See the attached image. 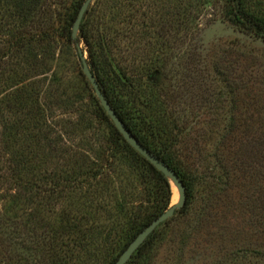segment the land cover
Here are the masks:
<instances>
[{
  "label": "trees",
  "instance_id": "trees-1",
  "mask_svg": "<svg viewBox=\"0 0 264 264\" xmlns=\"http://www.w3.org/2000/svg\"><path fill=\"white\" fill-rule=\"evenodd\" d=\"M84 1L77 0L57 24L49 11L48 23L41 22V30L37 31L42 0H0V264H10L15 246L25 248L21 241L12 242L20 225L32 236L25 248L31 252L32 264H70L75 257L73 247H91L99 237L110 241L113 253L117 249L111 261L115 264L130 242L170 206L169 181L124 141L100 106L97 109L108 132L95 137L96 146L88 148L90 151L71 153L64 144L60 146L61 134L52 136V126L47 121L49 109L41 103L43 86L36 78L47 74L43 72L47 58H41L40 51L46 48L44 43L48 48L55 37L67 44L83 43L90 71L116 115L142 146L179 177L185 187L186 203L175 214L194 215L195 221L201 220L209 204L225 195L230 182L238 177L242 184L251 183L241 188L246 200L241 206L247 221L259 216L261 221L255 222L263 224L264 184L260 180L264 178V118L250 132L252 119L247 123L235 121L237 93L248 89V84L241 80L231 87L229 74L217 71L212 75L209 67L205 76L221 85L218 90L212 84L201 90L204 79L199 85L192 73L182 77L184 82L175 87L167 68L179 39L180 13H158L151 8L144 13L134 6L128 21L116 29L110 22L93 23L94 4L73 41L71 28ZM223 3L229 23L264 41V2ZM189 31L191 41L198 40V30ZM195 50H191L189 63L197 59ZM168 80L164 85L163 81ZM259 80L256 78V85L264 83V79ZM236 130L242 135L238 140L233 137L235 144L226 159L230 167L215 153V165L207 173L190 172L183 164L180 143H189L194 149L197 137L209 143L217 135V152V146L232 141ZM124 162L132 165L128 176L141 181L143 195L138 203L131 201L134 210L128 211L123 202L116 206L115 214L106 196H110V185L115 184L113 178L119 176V163ZM247 186L254 187L252 194L247 193ZM75 194L90 205L91 221L84 218L89 214L76 218L63 208L55 218L43 216V212L48 214L57 203ZM196 204L199 207L193 211ZM119 218L124 220L117 224ZM158 228L127 264L148 261ZM246 254L239 250L231 260L238 262Z\"/></svg>",
  "mask_w": 264,
  "mask_h": 264
},
{
  "label": "rangeland",
  "instance_id": "rangeland-1",
  "mask_svg": "<svg viewBox=\"0 0 264 264\" xmlns=\"http://www.w3.org/2000/svg\"><path fill=\"white\" fill-rule=\"evenodd\" d=\"M260 1L264 2V0ZM42 2L37 12V31L41 30V22L48 23L49 11H52V20L57 24V21L60 22V17L77 0H42ZM94 4L96 10L91 18L93 23L98 25L110 22L116 29L123 26L124 20L128 21V16L135 7H140V11L144 13H147L149 8L158 13H180L179 39L173 49V60L167 68V73L169 77L172 75L175 87H179V84L184 82L182 77L192 73L193 77L197 78V84L202 85L200 82L204 79L201 90L210 84L218 90L221 85L205 76L204 71L208 72L207 69L210 67L212 75L217 71H219L217 73L229 74L231 87L235 85L232 83L241 80L248 84V89L237 93L236 123H247V120L252 119L251 122L254 123L249 124L250 128L247 127L250 132L256 127L257 121L264 118V41L254 39L229 23L225 18L223 0H93L90 7ZM193 15L196 16L195 19ZM52 20H50L51 25ZM187 20L191 24H187ZM191 28H195L196 32L198 30L196 34L198 40L195 42L189 37ZM48 44L50 46L47 48V43H44L46 48L40 51L41 58L44 59V56L45 59L47 58L43 69L47 74L38 76L36 81L43 86L41 103L49 109L47 121L52 126V136L57 138V134H61L60 146L65 145L71 153H77L80 149L88 152L90 151L88 148L96 146L95 137L107 134L108 125L97 109L100 105L92 88L82 74L76 44H67L57 37ZM78 47L88 62L83 43L78 44ZM194 48L197 51V59L195 63H189L191 50ZM256 78H260L259 81L263 80V84L256 85ZM168 82L169 80L163 81L164 85ZM233 134L232 141L217 146V152L215 151L217 135L213 136L209 143L197 137L198 145L194 149H190L189 143H180L178 149L183 164L190 172L207 173L208 169L215 165L216 160L212 158V153H215L216 156L221 157L225 165L230 167L231 164H227L226 161L229 149L232 150L235 144L233 137L238 140L242 131L236 130ZM119 164H121L118 166L119 176L113 178L115 184L110 185L111 188H108L110 196H106L114 213L116 206L124 205L123 202L126 203L128 211L134 210L135 206L130 207L131 201L136 204L143 195L141 181L128 176L129 169L133 168L132 165L128 162ZM129 165L131 168L128 167ZM242 182L238 177L231 181L230 189L225 195H221L209 204L201 220L195 221L194 215L184 217L175 214L173 218L162 224L158 228V237L153 242L150 258L145 264H264V221L263 224L258 225L255 221L259 216L251 218V222L247 221L245 209L241 206V203L246 201L242 197L244 192L241 188L242 185L250 186L251 183L244 181L242 184ZM260 182L263 185L264 178ZM249 186L247 189H250ZM253 189L254 187L247 193L252 194ZM71 199L67 198V201L63 200L53 207L50 206L51 212L48 211V214L43 212V216L50 215L51 219L55 218L63 208L76 218L89 214L90 218L88 216L84 218L91 221V207L85 202L86 199L80 198L78 194ZM177 199V190L171 185L170 206L174 205ZM198 205L192 207V210H197ZM2 209L3 204L0 202V212ZM123 220L119 218L116 222L120 224ZM18 227L17 232L13 233L12 242L21 241L27 248L26 245L29 246V241L32 239L31 234L28 233L30 231H26L21 225ZM108 228L104 234H107ZM25 248L18 245L11 250L10 264H32L29 257L31 252ZM72 249L75 257L69 262L70 264H111L117 252L116 249L113 253V245L108 240L104 241L102 237H99L91 247L85 246L83 250H76L74 247ZM239 250L247 254L234 263L231 260L232 254Z\"/></svg>",
  "mask_w": 264,
  "mask_h": 264
},
{
  "label": "water",
  "instance_id": "water-1",
  "mask_svg": "<svg viewBox=\"0 0 264 264\" xmlns=\"http://www.w3.org/2000/svg\"><path fill=\"white\" fill-rule=\"evenodd\" d=\"M93 0H85L81 5L77 16L73 22L71 28V38L73 41H76L79 34L80 24L85 17V14L88 11ZM77 47V56L80 61L81 71L85 79L88 81L90 87L92 88L96 99L99 102L100 107L103 109L115 129L122 136L124 141L144 160H146L152 167H154L158 172H160L171 185H173L178 193L177 202L174 205H171L164 213H162L158 218L152 221L148 226H146L136 237L133 239L127 248L121 253L115 264H127L133 255L138 251V249L144 244V242L154 233V231L162 224L173 218L177 211H180L186 203V191L185 187L182 184L179 177L176 173L164 164L161 160L155 157L150 151H148L144 146H142L136 138L130 133L127 127L116 115L112 109L109 102L105 99L102 92L99 89L96 78L90 71L88 62L83 55V52Z\"/></svg>",
  "mask_w": 264,
  "mask_h": 264
}]
</instances>
